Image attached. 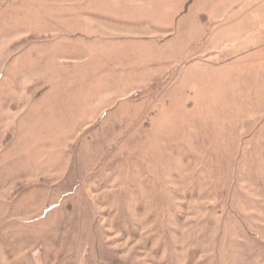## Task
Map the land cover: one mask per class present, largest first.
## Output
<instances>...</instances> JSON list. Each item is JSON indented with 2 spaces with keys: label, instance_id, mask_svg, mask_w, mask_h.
<instances>
[{
  "label": "rangeland",
  "instance_id": "rangeland-1",
  "mask_svg": "<svg viewBox=\"0 0 264 264\" xmlns=\"http://www.w3.org/2000/svg\"><path fill=\"white\" fill-rule=\"evenodd\" d=\"M0 264H264V0H0Z\"/></svg>",
  "mask_w": 264,
  "mask_h": 264
}]
</instances>
